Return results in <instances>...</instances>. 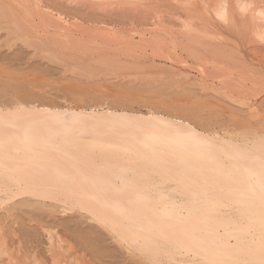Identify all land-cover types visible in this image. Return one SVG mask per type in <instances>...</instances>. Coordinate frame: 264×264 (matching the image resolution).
Segmentation results:
<instances>
[{
  "label": "rangeland",
  "instance_id": "374dc122",
  "mask_svg": "<svg viewBox=\"0 0 264 264\" xmlns=\"http://www.w3.org/2000/svg\"><path fill=\"white\" fill-rule=\"evenodd\" d=\"M221 1L0 0V108L154 112L206 134L263 137L264 0L247 11L226 0L222 19ZM12 190L0 208V259L161 263L63 197L16 199Z\"/></svg>",
  "mask_w": 264,
  "mask_h": 264
},
{
  "label": "bare ground",
  "instance_id": "6f19581e",
  "mask_svg": "<svg viewBox=\"0 0 264 264\" xmlns=\"http://www.w3.org/2000/svg\"><path fill=\"white\" fill-rule=\"evenodd\" d=\"M224 1L216 10L221 19L229 17ZM238 3L244 11L255 2ZM256 13L264 18V9ZM20 105L0 108L1 194L63 197L70 211L77 205L89 212L119 242L159 256L160 264H182L179 256L194 264L264 258L259 198H246L262 137L206 134L154 112ZM242 150L256 159L240 160Z\"/></svg>",
  "mask_w": 264,
  "mask_h": 264
},
{
  "label": "snow or ice",
  "instance_id": "6c2138e0",
  "mask_svg": "<svg viewBox=\"0 0 264 264\" xmlns=\"http://www.w3.org/2000/svg\"><path fill=\"white\" fill-rule=\"evenodd\" d=\"M259 151L261 156L258 161V169L249 168L248 169V189L247 196L248 200H254L257 196L261 205V231L264 232V137L261 138L259 144ZM240 160L248 161L255 160V156L248 151H240ZM239 167V164H237ZM4 255H7L6 252ZM0 264H20L18 261H12L10 259H0ZM260 264H264V258L261 259Z\"/></svg>",
  "mask_w": 264,
  "mask_h": 264
}]
</instances>
